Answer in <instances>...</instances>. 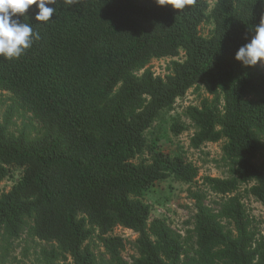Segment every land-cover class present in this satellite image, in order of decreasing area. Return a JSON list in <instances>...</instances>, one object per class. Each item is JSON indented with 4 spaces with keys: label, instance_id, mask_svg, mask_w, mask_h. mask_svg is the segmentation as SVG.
<instances>
[{
    "label": "trees",
    "instance_id": "obj_1",
    "mask_svg": "<svg viewBox=\"0 0 264 264\" xmlns=\"http://www.w3.org/2000/svg\"><path fill=\"white\" fill-rule=\"evenodd\" d=\"M192 0L184 9L156 0H55L49 21L31 5L32 45L14 59L0 56V91L13 103L0 122V182L21 170L0 194V236L17 237L31 222L40 240L56 242L47 261L69 257L97 264L89 240L102 242L115 264L125 240L116 226L138 234L133 264H178L182 235L152 217L141 199L156 181L173 176L192 183L198 167L150 144L146 131L177 98L202 85L212 99L187 107L195 124L194 148L225 140L232 177L203 183L226 199L220 215L198 203L194 264H264V234L251 230L239 194L241 184L264 205V72L235 59L264 21V0ZM205 22L214 24L208 35ZM171 72L156 74L153 59L179 57ZM30 113L37 134L12 132V109ZM179 134L185 130L173 124ZM138 160V161H137ZM199 200V195L194 194Z\"/></svg>",
    "mask_w": 264,
    "mask_h": 264
},
{
    "label": "rangeland",
    "instance_id": "obj_2",
    "mask_svg": "<svg viewBox=\"0 0 264 264\" xmlns=\"http://www.w3.org/2000/svg\"><path fill=\"white\" fill-rule=\"evenodd\" d=\"M216 0H212L214 5ZM214 28L211 22L201 25L200 32L208 35ZM184 58L182 52L179 57H166L153 59L150 66L156 74L166 75L171 72L173 60ZM258 68L264 72V62L257 63ZM204 99H212V96L202 85H195L186 94L176 99L173 109L164 113L146 131L145 136L150 144H155L158 150L169 155L183 156L187 161L198 167L199 175L192 183L176 180L173 176L156 181L152 187L146 190L141 199L150 204L152 217L165 220L175 231L182 235L185 242V253L178 264H194L192 258L195 255L196 234L195 218L198 211V203L208 206L220 215V220L227 225L222 217L221 210L225 196L210 190L203 183L205 176L228 178L230 173V162L223 152L225 140L219 142H206L200 148H194L191 139L196 132L195 124L186 115L188 106H199ZM13 103L11 93L0 91V122H3L8 107ZM9 124L12 132H18L23 128L31 129L32 134H37L39 123L33 115L24 112L15 106ZM181 124L185 130L175 134L172 130L173 124ZM264 160V150L258 155V161ZM138 161V160H137ZM22 171L15 170L13 174L0 182V194L8 191L14 183L21 178ZM253 183L241 184L236 194L241 198L244 210L248 216L250 228L258 234H264V205L249 193ZM199 195V200L194 194ZM121 236L125 240V248L122 251L123 258L133 264L139 256L137 238L138 234L131 229L116 226L111 233ZM89 244L95 252L97 264H115L108 251L94 236ZM58 250L56 242H47L37 238L28 222L17 237H11L3 230L0 236V264H73L72 259L66 261L64 258L50 263L46 260L44 252Z\"/></svg>",
    "mask_w": 264,
    "mask_h": 264
},
{
    "label": "clouds",
    "instance_id": "obj_3",
    "mask_svg": "<svg viewBox=\"0 0 264 264\" xmlns=\"http://www.w3.org/2000/svg\"><path fill=\"white\" fill-rule=\"evenodd\" d=\"M163 6L171 4L176 9H184L192 0H156ZM55 0H0V56L7 59L20 57L32 43L35 33L30 24L22 23L18 14L23 15L31 5H36V19L49 21L56 9ZM255 34L235 53V59L244 66L252 67L264 62V21L255 27Z\"/></svg>",
    "mask_w": 264,
    "mask_h": 264
}]
</instances>
